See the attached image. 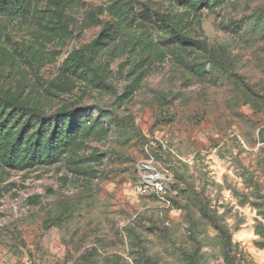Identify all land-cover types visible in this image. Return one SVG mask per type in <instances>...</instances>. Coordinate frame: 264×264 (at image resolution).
Instances as JSON below:
<instances>
[{
    "label": "rangeland",
    "instance_id": "374dc122",
    "mask_svg": "<svg viewBox=\"0 0 264 264\" xmlns=\"http://www.w3.org/2000/svg\"><path fill=\"white\" fill-rule=\"evenodd\" d=\"M0 93L79 132L0 160V264H264V0H32L0 12Z\"/></svg>",
    "mask_w": 264,
    "mask_h": 264
},
{
    "label": "trees",
    "instance_id": "16d2710c",
    "mask_svg": "<svg viewBox=\"0 0 264 264\" xmlns=\"http://www.w3.org/2000/svg\"><path fill=\"white\" fill-rule=\"evenodd\" d=\"M220 0H198L202 5H213ZM32 0H0V12L17 14L30 7ZM109 37V31L101 32L90 42L94 47ZM184 43H191L183 38ZM202 46L201 42H192ZM87 60L81 49L70 52L63 61V68L70 73L81 74ZM74 110L60 111L47 116L23 105L18 98L0 93V160L13 168H23L37 163H53L67 148L74 144L79 132L67 128L60 116H73ZM62 120V119H61ZM156 197L153 194H149ZM168 196V192L166 197ZM261 225V224H260ZM259 224L256 231L259 232Z\"/></svg>",
    "mask_w": 264,
    "mask_h": 264
},
{
    "label": "built area",
    "instance_id": "2783aa9c",
    "mask_svg": "<svg viewBox=\"0 0 264 264\" xmlns=\"http://www.w3.org/2000/svg\"><path fill=\"white\" fill-rule=\"evenodd\" d=\"M140 181L138 189L147 194H153L162 201L168 202L166 198L168 187L165 175L156 170L149 162L139 166Z\"/></svg>",
    "mask_w": 264,
    "mask_h": 264
}]
</instances>
